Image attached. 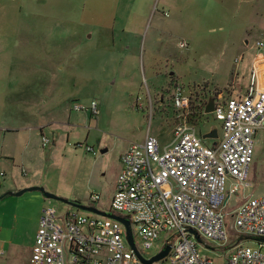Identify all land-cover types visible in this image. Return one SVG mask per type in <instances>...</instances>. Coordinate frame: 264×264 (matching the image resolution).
I'll use <instances>...</instances> for the list:
<instances>
[{
	"label": "rangeland",
	"instance_id": "1",
	"mask_svg": "<svg viewBox=\"0 0 264 264\" xmlns=\"http://www.w3.org/2000/svg\"><path fill=\"white\" fill-rule=\"evenodd\" d=\"M263 29L264 0H0V126H30L0 130V196L9 192L0 197V264H29L40 208L67 207L36 189L15 191L36 186L109 214L118 155L129 142L148 133L166 143L179 119L199 133L218 131L202 108L208 97L232 95V59L243 51L240 67L256 53ZM177 86L185 111L170 102ZM90 100L95 116L72 109ZM40 124L44 146L33 129ZM247 183L229 205L264 193V131L255 137ZM90 193L97 200L89 202ZM196 250L224 263L220 247L196 242Z\"/></svg>",
	"mask_w": 264,
	"mask_h": 264
},
{
	"label": "built area",
	"instance_id": "2",
	"mask_svg": "<svg viewBox=\"0 0 264 264\" xmlns=\"http://www.w3.org/2000/svg\"><path fill=\"white\" fill-rule=\"evenodd\" d=\"M254 44L262 47L264 38ZM170 102L173 110L187 109V98L178 86ZM72 109L97 114L93 100L86 106L73 104ZM210 113L218 121L214 143L179 119L168 142L160 143L146 133L118 155L107 207L110 215L126 220L132 248L124 226L111 217L69 205L61 212L43 205L29 264H142L139 257L147 259L164 245H168L165 256L150 264H211L196 250V242L204 249L222 248L223 264H264L262 243L257 241L264 239V193L227 203L237 186L249 185L255 137L264 131V88L254 86L250 73L244 92L213 99ZM47 143L39 135L40 146ZM82 148L93 153L86 144ZM97 198V194L87 196L89 202ZM241 239H252L255 245ZM154 246L155 252H146Z\"/></svg>",
	"mask_w": 264,
	"mask_h": 264
},
{
	"label": "crops",
	"instance_id": "3",
	"mask_svg": "<svg viewBox=\"0 0 264 264\" xmlns=\"http://www.w3.org/2000/svg\"><path fill=\"white\" fill-rule=\"evenodd\" d=\"M261 34L263 35V38H264V29ZM257 40H260V39H257ZM253 47H255V49L259 52L256 51V53L254 54L249 53L248 56L245 57L244 62L240 65V67L238 63L241 62L242 54L244 52L241 51L232 59V62L234 65H233V68L229 72L231 78L229 82L226 83V87H228V89L230 90V93L232 94L230 96H239L244 92L249 82L250 73L253 74V77H254V86L257 88H264V45L260 48H256L253 42ZM29 127L30 126H23V125H18V126L17 125H12V126L7 125V126H0V130L5 131V132L15 133L18 130L23 131L24 129H28ZM41 128H42V124L36 125L33 127L35 133L38 135H41ZM10 159H12L11 156H10ZM52 164L53 162H50L48 166H51ZM26 184H29V183H26Z\"/></svg>",
	"mask_w": 264,
	"mask_h": 264
},
{
	"label": "water",
	"instance_id": "4",
	"mask_svg": "<svg viewBox=\"0 0 264 264\" xmlns=\"http://www.w3.org/2000/svg\"><path fill=\"white\" fill-rule=\"evenodd\" d=\"M212 102H213V99L211 97H208L206 102H205V104H204V106H203V108H202V112L203 113H209L211 111ZM216 135H217V132H216L215 127H210L207 131H205L203 133H200V137L202 139H211L212 143H214V139L216 138ZM35 189L39 190L41 192L42 197H44V198L58 200V201H61V202L65 203L66 205H69V206H72V207H76V208L84 210V211H89V212H92V213H96V214H99V215L108 216V217H111V218L119 221L124 226L126 241H127L128 245L132 248L131 238H130L128 227H127V222H126V220H124L122 218H119L117 216L110 215V214H105L103 212H99V211H97V210H95L93 208L81 206L76 201H69V200L58 198V197L54 196L53 194H51L49 192H46V191H43L40 187H36V186H30V187L19 189V190L15 191L13 194L14 195H18V194L22 193L23 191L35 190ZM7 193H9V192H7ZM257 241L263 242L264 239H257ZM167 251H168V245H164L158 252H156L155 254L151 255L149 258L142 259V258L139 257V260H140V262L142 264H150L151 262L158 261V260L162 259L165 256V254L167 253Z\"/></svg>",
	"mask_w": 264,
	"mask_h": 264
},
{
	"label": "trees",
	"instance_id": "5",
	"mask_svg": "<svg viewBox=\"0 0 264 264\" xmlns=\"http://www.w3.org/2000/svg\"><path fill=\"white\" fill-rule=\"evenodd\" d=\"M6 193H4L3 195H5ZM3 195H1L0 197H2Z\"/></svg>",
	"mask_w": 264,
	"mask_h": 264
}]
</instances>
